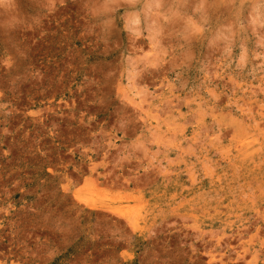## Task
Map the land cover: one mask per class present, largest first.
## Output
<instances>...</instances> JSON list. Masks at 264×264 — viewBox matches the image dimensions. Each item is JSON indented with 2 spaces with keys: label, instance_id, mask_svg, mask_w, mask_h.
Masks as SVG:
<instances>
[{
  "label": "rangeland",
  "instance_id": "rangeland-1",
  "mask_svg": "<svg viewBox=\"0 0 264 264\" xmlns=\"http://www.w3.org/2000/svg\"><path fill=\"white\" fill-rule=\"evenodd\" d=\"M0 264H264V0H0Z\"/></svg>",
  "mask_w": 264,
  "mask_h": 264
}]
</instances>
